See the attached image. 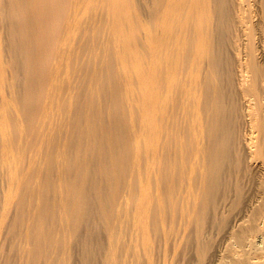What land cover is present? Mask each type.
<instances>
[{
	"label": "rangeland",
	"instance_id": "1",
	"mask_svg": "<svg viewBox=\"0 0 264 264\" xmlns=\"http://www.w3.org/2000/svg\"><path fill=\"white\" fill-rule=\"evenodd\" d=\"M217 4L214 0H0V264H99L103 254L108 255L117 217L126 211L135 212L147 225L151 259L156 262L152 264H163V253L166 264H218L223 259L227 264L231 229L238 231L249 222L254 225L249 230L256 234L245 248L264 251L260 201L264 171L258 168L264 163L263 143L257 148H261L258 159L255 153L247 160L243 146L235 151L242 161L239 166L231 163L239 171L224 161L231 166L229 176L210 166L200 177L189 167L194 161L189 120L196 44L208 45L211 53L222 57L219 60L228 58L210 83L227 91L222 108L236 110L228 114L239 116L242 106L230 89L235 78L229 81L234 76L229 73L233 54L227 49L234 37V11L231 0ZM256 16L247 23L250 33L245 36L250 41L247 37L244 41L254 51L252 61L260 62L258 30L264 28V16ZM148 29L154 54L166 53V61L172 59V67L177 64L179 69L172 68L175 72L165 75L162 84L178 87L186 76L188 87L186 116L179 111L176 120L155 119L150 131L145 110ZM175 96L167 94L169 109ZM201 98L210 101L204 93ZM156 112L154 108V118ZM232 128L231 132L241 128L245 134L248 126L241 120ZM262 135H257L259 142H264ZM225 143L219 148L227 145L232 152L231 142ZM232 173L235 178L243 174L240 182L231 178ZM188 178L197 199L187 220L180 214L183 193L178 192H183ZM227 184H235L236 190ZM162 232L176 236L178 245L170 235L165 243ZM138 239L145 240L141 233ZM250 245L256 247L252 250Z\"/></svg>",
	"mask_w": 264,
	"mask_h": 264
},
{
	"label": "bare ground",
	"instance_id": "2",
	"mask_svg": "<svg viewBox=\"0 0 264 264\" xmlns=\"http://www.w3.org/2000/svg\"><path fill=\"white\" fill-rule=\"evenodd\" d=\"M217 2H220V0L219 1L216 0V2L214 0V4H217ZM231 5H232L231 7L233 8V11H234V20H233V22H231V24L233 23L232 26L234 29V31H233L234 37L231 36L233 38V39L231 38L232 41L230 43L227 42V43H229V45H228L229 47H227V49L230 50L232 52V54L234 55V56L232 55L234 60L230 59L233 61V64L231 62L229 65L231 66V64H232L234 66L231 67L232 69L229 70L230 67H228V64H227V67H225L226 70L224 69L223 72L228 73L227 70H229V71H231V72H229L230 74L233 75V73H234V76L229 77L230 78L229 81H231V79H233L231 77L235 78V81L233 80L235 82V84H234V82L232 83V81H231L232 86L233 85L234 86L232 87L228 81H226V82H228L229 85L232 87V88H230V86H229V88L232 89L231 91H233V89H234V92L237 95L236 100L240 101L242 104V106H240L241 112L237 110V114H239V116H236V113H233V115H232L231 114L232 112L229 113V114H231V115H229L227 112L229 110L225 111V109H223L224 107L222 106V104H223L222 98H224V96L226 94L224 91H226V90L221 89L222 87H219L216 83L214 85L213 84L211 85V83H210V79H213V74L219 77L220 74L218 75V71L224 66L222 63H225V60L227 61V63H229L227 60L228 58H226L224 61H222L224 58L222 60H219V57H221V56L218 55L219 56L218 57L215 53H211L208 45L207 46H200L199 44H196L195 50L193 53L194 54L193 55V62L195 64L196 68H195V71L193 74V87L191 90L192 91V110H191L192 113H191V117H190L189 121H193V124H192L193 158L192 159H194V161L189 164V167H190L191 172L195 171L197 169L196 171H198L200 177L203 175H205V176L207 175V172L204 171V168H206V167L211 166L216 171H218L220 168H222V171H224V172L228 171L229 172V167L233 166V164L235 166H237L238 163L241 162L242 160L240 158L241 155L240 156L237 155L235 151H237L238 148L240 149L241 146L247 148V151L245 153V154H247L246 155L248 158L247 160H252L253 159L252 157H255L256 154H257L256 156L258 159V156L261 155V152L260 153L258 152V150L261 149L260 148L262 145L261 143H263V145H264L263 140H261V142H259V140H258V138L260 139L261 136L257 137V135L259 136V134L261 135V133L263 134L262 136H264V132H263L264 131L263 130L264 129L263 128L264 122L263 123L261 122L264 119V28H262L263 26L262 27L258 26L259 28H262L261 30L259 28H257V29H259L258 33L260 31V37H259L260 38V41H259L260 45H258V46H260V50L258 49L259 50L258 53L260 52V59H259L260 62H256L255 60H253L254 62L252 61V58L254 59V55L252 52H254V51H251L252 47L249 48L248 47L249 45H247V43L244 41V38L247 37V39H248V37H249V36H245V35H248L250 33L249 31L248 32L246 31L247 23H250L252 17H254L256 15L257 16H259V14H260V16L262 15V17H260V18H263V16H264V0H231ZM213 9H215L214 6H213ZM216 9H217V7H216ZM213 11L215 12L216 10H212V12ZM218 11L219 10L217 9V12ZM221 15L223 16L222 18L224 19V15L223 14H221ZM219 16H214V18H216V17L218 18ZM232 17L233 16L231 15V18ZM260 20H258V21H260ZM213 21L211 19V23H213ZM262 21H263V19H262ZM215 23H216V21H215ZM217 23H218V21H217ZM256 24H258V23H256ZM211 25L213 26V24H211ZM262 25H264V23ZM208 27H209V25H208ZM218 27L219 26L217 24L216 25V31H218V29H217ZM207 29H209V28H207ZM212 29H214V28L211 27L209 30H212ZM221 31H222V29H221ZM221 31L219 30V32L221 33L220 36L223 35ZM147 32H148V34H147L148 35L147 36L148 37L147 38L148 53H147V60H146L147 67H146V73H145V81H146L145 110H146V121L148 122L147 123V128H148L147 130L150 131L151 130V121H154L155 119H156V121H165L166 118L169 116L173 120H176L178 117L179 111H181V115L186 116V102L188 99V87L186 86V83H185V82H187L186 76L183 77V81L180 83V85L178 87L173 88L170 84H167V85L162 84L164 76L170 74L172 68H174V70H178V71H179V69H178L177 64H176V66L172 67V64L174 63V61H172V59L169 62L166 61V58H167L166 53L163 52V53H158L157 55L154 54V52L152 51V38H153L152 31H151V29L150 30L148 29ZM220 36L218 38H220ZM221 39L220 40L218 39L217 41L221 42ZM249 39L247 42L250 41ZM212 52H214V51H212ZM221 55H222V53H221ZM155 57L157 60H154ZM220 65L222 66L221 68H220ZM181 68H180V70H181ZM174 70L171 73H174L175 72ZM227 79H228V77L226 78V80ZM226 87H224V88L227 89ZM209 88H210V91H209ZM169 92H173L176 95L174 98H172V97L170 98V100H172V102L170 103V109L166 105L167 94H169ZM203 93H204V97H208V99H210L209 102H208V100L201 98ZM229 98L226 97V100L228 101ZM236 100L234 102L235 104H236ZM221 102H222V104H221ZM230 102H231V104L233 103V101H230ZM224 103H227V102H224ZM233 107H238V106L235 105ZM154 108L157 109L156 118H154V114H153ZM43 109H45L44 106H43ZM128 110H129V108H128ZM234 110H235V108L234 109L232 108L230 111H234ZM168 111H169V114H168ZM202 111H204V112H202ZM234 112H236V110ZM238 112H240V113H238ZM129 114H130V111H129ZM227 115H229V118ZM231 116H233V117L231 118ZM218 117H222V119L224 121H219ZM238 120H240V122H241V120L244 121L246 123V125L248 126V128L245 130V134L241 133V131H240L241 128H240V130L234 129V127H236V123H240V122H237ZM259 120H260V122H259ZM202 121H205L208 125L204 124ZM237 125H238V127H240L239 126L240 124H237ZM230 127L231 128L233 127L232 128V129H234L233 132H231ZM203 128H207L205 134L202 133ZM228 129H230V130H228ZM229 131L231 133H234V134H231V133L229 134L228 133ZM256 132L257 133L261 132V133L257 134ZM243 133H244V131H243ZM257 140H258V142H257ZM223 142L224 143L225 142L226 143L231 142V145L233 147L232 152H234L232 154L233 156L231 155L232 152H230V150L226 149V148H228V147H226L227 145L225 146V148H223V149H226V151H224L222 148H221L222 150L219 148V146ZM258 145L260 146L259 149H257ZM224 161H230V162H228V164H230L231 162H233V164L231 163L232 164V165L230 164L231 166L228 164L225 165ZM235 166H233L232 168H234L236 170L237 167H235ZM258 166H259L258 168H260L261 170L264 171V163L261 162ZM228 172H227V174H228ZM234 173L236 175L235 171H234ZM229 174H228V176H229ZM237 174H240V173H237ZM231 175L233 176V173ZM240 175H238L237 178H235V176H233V177L230 176V177L232 179L235 178L236 181H239ZM190 179L191 178H188L187 184L185 185L183 192H178V195H181L183 193L181 195V200L179 203L180 214L183 218H184V216H186L187 220H188L189 216H191V213L193 211V207L195 205V201L197 199V196L194 193V190L192 189ZM232 179H231V181H232ZM231 181H230V183H231ZM236 181H232V183L234 182L235 184H237ZM260 181L262 182V179L259 180V184L261 185ZM227 182H229V180H227L226 183ZM235 184H233V185H235ZM256 184H257V182H256ZM233 185L232 186H231V184L229 185V186H231L230 189H232ZM227 186H228V184H227ZM261 186H259V187L255 186V187L260 189ZM228 187H226V188H228ZM234 187L236 188V185ZM261 189L263 190L264 188H261ZM235 190L236 189H234V191ZM263 193H264V190H263ZM259 200H260V198H259ZM260 201L263 202V204H264V194L262 195ZM240 216H242V215H240ZM240 216H239V218H240ZM241 218L242 219H240V220H243V217H241ZM245 221L246 220H243V224ZM237 223L235 224L236 228L239 226V224H237ZM240 223H241V221H240ZM115 224H116L115 228L117 230L114 231L109 238V244L107 247L108 251H106V252H108V255H106L107 254L106 252H105L106 254L102 253L103 255H105V259L101 260V261L98 260V261H100L101 264H152V261L154 262V259L153 260L151 259L153 256L150 253L151 243H150V240L148 237V231H147L146 223L144 221H140L139 219H137L135 216V212L131 213V212L126 211L123 214V216L117 217ZM243 224L241 223V225H243ZM249 224H250V222L248 223V225ZM251 224H252V222H251ZM244 225H245V227L239 226L240 228L243 227L242 230H239L240 228H238V231H237V229L235 230L234 228H233L234 231L231 229L230 233H232V234H230V236H229L232 239V242L229 241L231 243L228 242V240H230V238L227 237V234H226L227 239L228 238L229 239L225 240V241L228 242L227 244H228V246H230V248H229L226 245V249L229 248V252H230V255H229L230 258L227 259L228 257H226V261H229L227 264H260V262H261V264H264V263H262V262H264V251L260 250V252H258L259 250L255 251V249H254V251L251 252V251H249L250 249L248 250V248H245L246 245L250 244V240H252V239H250V237H251V235H253L254 231L251 232L253 224L251 226H248L246 224H244ZM229 227L231 228V226H229ZM230 228H229V230H230ZM164 229L165 228H163V231H166ZM245 230L246 231L249 230L250 233L246 232ZM253 230H256V228L254 227ZM122 231L125 232L124 235L121 234ZM167 232H168V230H167ZM167 232H165L166 235L168 234ZM140 233L145 238V240L138 239V236ZM165 234L163 233L162 235L164 236L163 237L164 242L166 243L165 239L167 240L168 236L169 235L171 236L172 233L171 234L169 233L168 236H166ZM160 235H161V233H160ZM173 237L174 236H171L169 238V240L171 239V241H174L177 238L175 236L174 237L175 239L173 240ZM252 238H253V236H252ZM161 239H162V237H161ZM175 241H176L175 243L177 244V239ZM162 242H163V239H162ZM252 242H253V240H252ZM172 243H174V242H172ZM175 243H174V245H172V244L171 245L175 246L177 248L178 244L176 245ZM178 243H179V241H178ZM163 244H162V246H163ZM180 244H181V242H180ZM229 244H231V245H229ZM233 244L236 246V248H234L232 246ZM253 244L254 243H252V245ZM165 246H167V245H165ZM175 247L173 249L174 251H176ZM250 247L255 248L256 246L250 245ZM253 248H252V250H253ZM167 249L169 250V248H167ZM256 249H258V248H256ZM171 250H169V251H171ZM163 251L165 252L166 250H163ZM229 252H226V254H228ZM166 253H168V252H166ZM175 253H178V252H175ZM174 254H172V256ZM167 255H169V253ZM100 257H101V255H100ZM162 257H163L162 258L163 260H161V261L164 262L163 264L168 263L166 261L168 259H166V256L164 253H163ZM168 257H169V259H171V258H174L175 255L171 258H170V256H168ZM101 258L103 259V257H101ZM160 259H161V254H160ZM224 260L225 259H223L219 263L220 264L221 263L226 264ZM160 262H158V263H160ZM94 263H96V262H93V264ZM154 263H156V262H154Z\"/></svg>",
	"mask_w": 264,
	"mask_h": 264
}]
</instances>
